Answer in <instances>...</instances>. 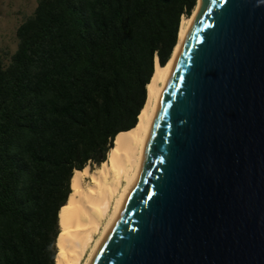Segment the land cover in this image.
Wrapping results in <instances>:
<instances>
[{"label": "water", "instance_id": "water-1", "mask_svg": "<svg viewBox=\"0 0 264 264\" xmlns=\"http://www.w3.org/2000/svg\"><path fill=\"white\" fill-rule=\"evenodd\" d=\"M90 264H264V0H200Z\"/></svg>", "mask_w": 264, "mask_h": 264}, {"label": "trees", "instance_id": "trees-1", "mask_svg": "<svg viewBox=\"0 0 264 264\" xmlns=\"http://www.w3.org/2000/svg\"><path fill=\"white\" fill-rule=\"evenodd\" d=\"M197 0H36L0 49V264H55L74 170L106 160Z\"/></svg>", "mask_w": 264, "mask_h": 264}, {"label": "bare ground", "instance_id": "bare-ground-1", "mask_svg": "<svg viewBox=\"0 0 264 264\" xmlns=\"http://www.w3.org/2000/svg\"><path fill=\"white\" fill-rule=\"evenodd\" d=\"M199 7L197 0L190 16L181 18L177 43L165 65L160 66L155 60L135 126L115 137L106 160L99 166L74 170L71 192L58 212L60 232L56 238L55 264H90L117 220L125 195L139 173L144 143L171 67Z\"/></svg>", "mask_w": 264, "mask_h": 264}, {"label": "rangeland", "instance_id": "rangeland-1", "mask_svg": "<svg viewBox=\"0 0 264 264\" xmlns=\"http://www.w3.org/2000/svg\"><path fill=\"white\" fill-rule=\"evenodd\" d=\"M36 0H0V49L13 52L16 48L15 31L23 14H30Z\"/></svg>", "mask_w": 264, "mask_h": 264}]
</instances>
